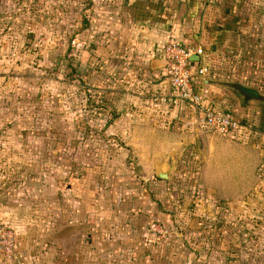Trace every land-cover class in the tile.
Listing matches in <instances>:
<instances>
[{
  "label": "crops",
  "instance_id": "crops-1",
  "mask_svg": "<svg viewBox=\"0 0 264 264\" xmlns=\"http://www.w3.org/2000/svg\"><path fill=\"white\" fill-rule=\"evenodd\" d=\"M187 1L115 0L96 9L82 88L100 93L112 117L102 130L118 140L107 148L120 154L90 172L81 161L48 165L35 194L46 202L47 225L16 229L15 264H184L180 240L146 243L151 222L168 229L176 214L242 203L264 181V0H241L238 8L225 0L218 22L191 12L197 4ZM172 36L203 50L192 59L194 86L208 105L241 123L240 133L203 134L196 111L172 103L163 60ZM3 154L0 146L5 167ZM6 176L0 222L15 221L22 207Z\"/></svg>",
  "mask_w": 264,
  "mask_h": 264
},
{
  "label": "rangeland",
  "instance_id": "rangeland-1",
  "mask_svg": "<svg viewBox=\"0 0 264 264\" xmlns=\"http://www.w3.org/2000/svg\"><path fill=\"white\" fill-rule=\"evenodd\" d=\"M114 1L0 0V146L7 161L5 167L0 163V179L11 178L22 205L15 215L20 223L7 219L0 225L16 239L22 226L47 225L46 202L35 194L50 163L81 161L90 172L120 154L110 150L118 140L102 130L112 117L104 113L100 93L85 92L81 81L96 9ZM232 1L238 8L241 0ZM193 2L197 8L191 12L217 16V22L226 14L225 0L187 1ZM220 204L212 202L209 215L176 214L167 239L152 245L180 240L184 264H264V181L242 203ZM0 262L9 264L1 257Z\"/></svg>",
  "mask_w": 264,
  "mask_h": 264
},
{
  "label": "built area",
  "instance_id": "built-area-1",
  "mask_svg": "<svg viewBox=\"0 0 264 264\" xmlns=\"http://www.w3.org/2000/svg\"><path fill=\"white\" fill-rule=\"evenodd\" d=\"M204 56L201 48L185 47L176 37L172 36L167 40L163 47V60L167 87L174 98L172 103H188L196 111L197 127L203 134L226 137L233 133H240L241 123L225 111L214 109L208 105L200 91L196 90L194 86L192 59ZM206 71L205 68H200L198 74L204 76ZM168 236L169 231L164 225L153 222L149 226L146 243L149 245L163 243V240H166ZM17 248L15 233L10 232L5 225H0V257L12 264Z\"/></svg>",
  "mask_w": 264,
  "mask_h": 264
},
{
  "label": "water",
  "instance_id": "water-1",
  "mask_svg": "<svg viewBox=\"0 0 264 264\" xmlns=\"http://www.w3.org/2000/svg\"><path fill=\"white\" fill-rule=\"evenodd\" d=\"M252 95H255V93L253 91H249ZM160 177H163L162 175H160Z\"/></svg>",
  "mask_w": 264,
  "mask_h": 264
}]
</instances>
